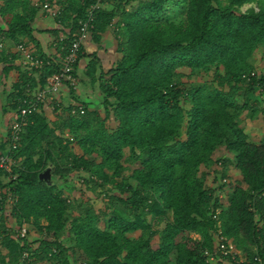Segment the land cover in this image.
<instances>
[{
  "label": "trees",
  "instance_id": "trees-1",
  "mask_svg": "<svg viewBox=\"0 0 264 264\" xmlns=\"http://www.w3.org/2000/svg\"><path fill=\"white\" fill-rule=\"evenodd\" d=\"M94 1L0 0L3 81L16 68L20 42L53 60L33 72L19 63L9 108L18 110L58 71ZM170 1L115 0L96 11L93 40L108 32L118 39L109 70L97 52L85 68L105 115L58 103L54 120L43 109L28 116L10 153L16 179L0 167V264H22L30 241L37 264H227L209 261L217 209L245 264H264V132L249 130L257 116L264 121V73L251 76L255 53L264 55V0H177L182 15L174 19L166 16ZM46 3L62 25L46 30L63 31L60 57L43 53L35 36ZM245 4L256 6L240 11ZM84 48L72 71L77 84ZM202 74L211 80L184 78ZM66 83L75 93L77 85ZM8 134L0 155L9 150ZM222 148L234 155L236 180L225 158L215 157ZM49 166L57 178L51 184L40 179ZM219 175L229 180L216 185ZM88 192L97 193L94 203L80 198ZM24 223L32 230L20 240L14 231Z\"/></svg>",
  "mask_w": 264,
  "mask_h": 264
},
{
  "label": "built area",
  "instance_id": "built-area-1",
  "mask_svg": "<svg viewBox=\"0 0 264 264\" xmlns=\"http://www.w3.org/2000/svg\"><path fill=\"white\" fill-rule=\"evenodd\" d=\"M114 2L115 0H95L91 3V5L87 8L86 16L79 20V31L69 44L65 59L59 66L58 71L47 78L43 87L37 88V90L32 93L30 97H26L21 100V105L17 110L15 119L11 123L8 134L9 150L0 155V167L8 173H11L10 176L13 179H16L17 177L16 174L12 173V168L17 164V160L14 159L10 153L18 148V143L24 129L23 126L28 120V116L41 109L45 110L48 107L55 109L58 105L57 96L61 93V90L67 81H70L75 86L77 85V81L72 75V71L74 69V65L79 60L82 46L92 35L96 11L101 8H107ZM43 10L47 11L52 16L56 14V11L48 3L43 6ZM63 38L64 36L61 37V39ZM16 51L19 54L17 61L25 69H28L31 72L40 71L46 65H51L53 63L51 57H41L34 54L25 41L16 45ZM251 76L258 78L260 76V72L253 71ZM259 89L262 93H264V82L259 84ZM72 112L84 113L85 107L83 105L75 106L72 108ZM223 181L226 182L227 178H223ZM14 200L13 196L9 195L8 201L13 203ZM0 202H2L1 196ZM219 213L220 209H217L216 213L213 215V218L217 221L214 233L215 251L209 253L206 252L209 255V261L214 263L219 259L224 258L228 259L227 264H245V257L239 250L236 249L235 244L223 234L220 227L221 221L218 219ZM30 230H32V225L24 223L21 227L15 229V237L20 240L27 239ZM1 239L2 235H0V241ZM35 247L36 245L30 241L28 243V247L21 252L20 260L22 264H37L33 251V248ZM255 264H262L261 259L256 258Z\"/></svg>",
  "mask_w": 264,
  "mask_h": 264
},
{
  "label": "rangeland",
  "instance_id": "rangeland-1",
  "mask_svg": "<svg viewBox=\"0 0 264 264\" xmlns=\"http://www.w3.org/2000/svg\"><path fill=\"white\" fill-rule=\"evenodd\" d=\"M177 1V0H176ZM176 1H170L168 4V11H167V18L169 19H174V18H178L179 16L182 15V9L181 6L176 2ZM252 6H256L255 4H245L242 7H240V11H246L248 10L250 7ZM89 44L85 47H88L87 51L86 48L84 50V54H86L88 52L89 55L92 54V52H94V50L96 49H100V46L98 43H96L93 40V36H91L89 38ZM105 48H106V59H105V65L107 66V68H109L110 66L113 65V63L118 59L119 57V52H118V39L113 35H108L105 38ZM102 53H104V49H101ZM86 52V53H85ZM85 62V61H84ZM88 62V61H87ZM253 63L256 66V70L258 71L262 66H264V55H263V50L260 49L256 52L255 57H253ZM85 65L81 66V69L79 71V74H81V77L83 76V70H85ZM83 69V70H82ZM182 72H186L187 74L190 72V70L188 69H181ZM85 75V74H84ZM202 76V77H201ZM201 76H190L187 77L186 75L184 76V78L186 79V81L188 82V84L198 81V80H207L210 81L211 80V76H209L208 74H202ZM86 77V75H85ZM84 77V78H85ZM84 80V83H79L78 87L76 89V94L70 96V91H68L69 88L65 89V95H58L57 96V102L64 104V106H68L70 104H75L76 103H80V104H86L88 106H90L91 108H99L101 109L102 113H104V109H103V105H102V100H103V96L102 93L100 91L99 85L98 83L96 84H92L90 82V79L88 77H86ZM91 83V84H90ZM10 90H7V94L9 95ZM2 96H6V92L4 91V93H1ZM0 94V97H1ZM61 97H65V101H59ZM242 100V98H240ZM62 100V98H61ZM9 104V102H8ZM5 108H7L6 110L3 108V104L0 101V143L6 140L7 134H8V129L9 126L11 124V121L13 119V116L17 115V110H14L12 108H9V106H5ZM55 110V109H53ZM54 113L52 114L53 116H50L51 118H55L57 116V113L55 111H53ZM50 118V119H51ZM54 120V119H51ZM187 120V119H186ZM249 130L251 132V134L253 136H257V137H262L263 136V132H264V121L262 120L261 115L257 116V119L255 121H251L250 122V127ZM185 131V124L183 126V132ZM215 157H217V159L219 158H225V160L227 161V168L229 173L231 174L230 178L232 179H238L239 178V173L235 168L234 165V155L232 153L229 152H225L224 148H222L221 150H219L216 154ZM222 178V179H221ZM227 178V181L229 180V177H225ZM223 184V177H221V175L217 176V184ZM226 183V182H225ZM96 196L97 193H93V192H88L86 193V195H81L80 198L84 199L86 202H90V203H94L96 201ZM73 214H76V211H72ZM71 217V216H70ZM33 240V239H32Z\"/></svg>",
  "mask_w": 264,
  "mask_h": 264
},
{
  "label": "crops",
  "instance_id": "crops-1",
  "mask_svg": "<svg viewBox=\"0 0 264 264\" xmlns=\"http://www.w3.org/2000/svg\"><path fill=\"white\" fill-rule=\"evenodd\" d=\"M35 27H36L35 36L40 42V47L42 49V52L47 54V55L53 56V57H60L62 55V53L58 50V47H59L58 46V42H59L58 38L63 36V34H64L63 31H61L60 34L58 35V37H56L52 33H47L46 30L61 29L62 25L59 24L58 22H56L54 16L50 15L47 11H44V12H40L39 13L38 18H37L36 23H35ZM108 35H112L113 36V33L112 32L106 33L104 35V37L102 38V41L100 43H98L99 46H100V49L99 50L98 49L94 50V52H97L98 55L101 57V59H102V63L101 64H102V66L104 67L105 70H109L112 67V66H110L109 68H107V66L104 64L105 63L104 61H105L106 56H107L106 55V48H105L106 44H105L104 40H105L106 36H108ZM88 44H89V41L85 42L84 47L87 46ZM85 48H86V51H87L88 47H85ZM101 49L105 50L104 53H102ZM13 50L15 51V46H13ZM94 52H92V53H94ZM91 55H89L88 52H87L86 54H84L83 58L79 62V66H78L77 72H78V75L81 78V81L78 82V84L79 83H84L85 81H87V80H84L86 77H88L86 75L85 70L82 69L83 70V74H82L83 76L82 77H81V74H79V71L81 69V66H84V65H85V67L87 66L89 60L91 59L89 56H91ZM254 57H255V55H254ZM14 65L16 66V68L11 72L9 78L4 82L3 81V77H2V70H3L4 65L2 63H0V94L2 92L4 93V91L6 92V96L5 97L2 96V94H1V97H0V101L3 104V108L8 105L7 90H10L12 88L13 83L19 80L20 72L17 69V66H19V62L17 60H15L14 61ZM259 71L264 73V66H262L259 69ZM84 74L86 75V77H85ZM78 84H77V87H78ZM67 88H69V87H68L67 83H65L63 88H62V90H61V93L59 95H62V96L65 95L64 94L65 93V89H67ZM68 91H70V96L76 94V92L72 93L70 88L68 89ZM259 97L261 99V103H262V106H263L264 105V95H262V96L260 95ZM61 98H62V100H61ZM61 98H60L59 101H65L64 100L65 97H61ZM74 105H79V103L75 102ZM53 111L54 110L52 108L48 107V108H46L44 110V113L49 117V115L53 116L52 115L54 113ZM15 117L16 116H13L12 121L15 119ZM49 118H51V117H49ZM51 119H54V118H51Z\"/></svg>",
  "mask_w": 264,
  "mask_h": 264
},
{
  "label": "water",
  "instance_id": "water-1",
  "mask_svg": "<svg viewBox=\"0 0 264 264\" xmlns=\"http://www.w3.org/2000/svg\"><path fill=\"white\" fill-rule=\"evenodd\" d=\"M40 179L41 180H45V181H47L50 184L57 180V178L52 175V167L51 166H49L46 170H44L40 174Z\"/></svg>",
  "mask_w": 264,
  "mask_h": 264
}]
</instances>
